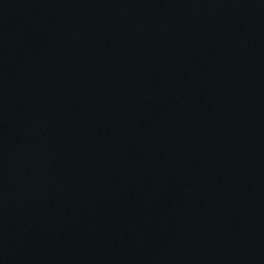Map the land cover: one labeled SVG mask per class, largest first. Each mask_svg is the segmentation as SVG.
Here are the masks:
<instances>
[{
	"label": "water",
	"instance_id": "1",
	"mask_svg": "<svg viewBox=\"0 0 264 264\" xmlns=\"http://www.w3.org/2000/svg\"><path fill=\"white\" fill-rule=\"evenodd\" d=\"M0 264H264V0H0Z\"/></svg>",
	"mask_w": 264,
	"mask_h": 264
}]
</instances>
